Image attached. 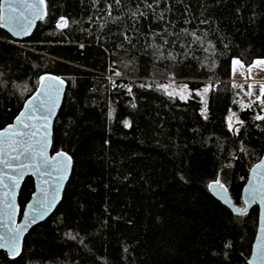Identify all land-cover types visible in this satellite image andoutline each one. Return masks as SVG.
I'll use <instances>...</instances> for the list:
<instances>
[{
	"label": "trees",
	"instance_id": "1",
	"mask_svg": "<svg viewBox=\"0 0 264 264\" xmlns=\"http://www.w3.org/2000/svg\"><path fill=\"white\" fill-rule=\"evenodd\" d=\"M46 5L22 42L0 27V129L43 74L64 77L52 151L69 152L74 168L53 215L19 257L0 251V264H249L259 207L237 215L209 185L219 179L244 208L264 155V105L242 102L232 73L234 58H264V0ZM172 80L186 98L168 94ZM34 189L28 177L22 210Z\"/></svg>",
	"mask_w": 264,
	"mask_h": 264
},
{
	"label": "snow or ice",
	"instance_id": "2",
	"mask_svg": "<svg viewBox=\"0 0 264 264\" xmlns=\"http://www.w3.org/2000/svg\"><path fill=\"white\" fill-rule=\"evenodd\" d=\"M120 0H116V3H119ZM15 5V6H14ZM40 6L47 7L46 0H33L32 3H28V0H9L8 3V15H5V6L4 4H0V22L7 21L9 23H14L15 27H17L21 32L27 33L29 27H31V19L41 18V9ZM151 7V5H149ZM17 8H26L32 9L31 18L23 16L21 13L17 16L16 9ZM44 15L47 13L44 12ZM109 15L111 13L109 12ZM3 26V23H0V27ZM59 28L68 27V21L61 17L59 23L57 24ZM232 71L235 74L239 69H243L245 67L244 63L239 58H234L232 60ZM253 68H261L264 69V59H256L252 62L251 65L247 67V73L249 74V78H251V72ZM45 81H54L55 83H48L45 85ZM65 81L56 76H41L40 77V86L43 90V99L40 98V93L37 96H33L32 100L25 104V108L28 109L31 115H28L29 120H33L35 117V113L39 112L41 115L38 119L43 122L37 126L35 124L25 123L22 117H25L27 114L25 112H20L16 117V120L22 126L21 130H14L13 126H8L4 129L3 132H0V186H3L4 189L8 191L5 192V196L11 200L14 198V194L16 188L19 184L21 177L24 175L25 170L29 167H34L37 173L41 172L42 167H50L52 171L58 173V180H63L69 170L71 165L72 158L65 152H57L55 156L51 158V161L46 156L45 149L49 144V136H50V124L49 121L55 113V109L57 106V100L60 96L61 86H63ZM186 85L184 88L186 89ZM234 87H243V85H234ZM249 91L247 95L251 96L254 94L252 89L253 85H248ZM208 87L203 89L204 93L208 92ZM131 89H129V92ZM169 95H174L176 93H168ZM181 98L183 96V90L181 93ZM257 100L261 105H264V84L259 86V95L257 96ZM38 101V102H37ZM242 108L250 107V105H241ZM264 111V108H262ZM256 120H264V115H257L255 117ZM242 123V121H240ZM127 126V123H126ZM231 128V123H230ZM39 132H43V137L40 140L36 141L37 147H34L32 143V139L38 135ZM27 138V139H25ZM23 157V160H22ZM37 157L40 158V163H36ZM60 157L61 159H57ZM25 161H28L26 163ZM52 161H55L53 164ZM15 165V166H14ZM6 170H10L11 174H8ZM52 171H45L44 175L51 176ZM215 185H218L220 188H223V184L219 179L214 182ZM209 187H213L212 184ZM250 195L252 199L255 200L257 195L260 196L261 199H264V192H260V190H253ZM50 201H45V204H42L41 207L45 208L46 205H50ZM8 207L12 208L13 205L8 203ZM12 213H9V219H11ZM26 216L29 217L32 223L35 222V214L25 213ZM43 215V212L40 213ZM20 232L21 229L19 227L10 229L7 235L0 236V241H3L0 244V247H6L9 249L10 253L13 256L20 254ZM257 258L260 260H264V244H261L257 248Z\"/></svg>",
	"mask_w": 264,
	"mask_h": 264
},
{
	"label": "water",
	"instance_id": "3",
	"mask_svg": "<svg viewBox=\"0 0 264 264\" xmlns=\"http://www.w3.org/2000/svg\"><path fill=\"white\" fill-rule=\"evenodd\" d=\"M32 2L33 0H28V3H32ZM8 3H9V0H1V4H4L5 6L6 16L9 14L8 13ZM40 9H41V14H42L41 18L31 19V27L28 28L27 33L21 32L17 27H15L14 23H9L7 21L1 22L3 23L2 28L11 36V38H13L14 40L18 42H22L27 36H29L31 33L35 31L39 22L46 17L47 14L44 15L43 13L44 12L47 13V9L44 6H40ZM21 13L23 14V16L31 18L32 9L17 8L15 14L19 16ZM42 76H56L65 81L64 85L61 86L60 96L57 100V106L55 109V113L49 121L50 136L48 138L49 139L48 147L45 149L46 156L51 161V158L55 156L57 152H65L69 156H71L72 161H71L69 170L65 178L62 181L58 180V173H56L55 171H52L50 167H47V166L42 167L40 173H37L34 167H29L28 169L25 170L24 175L21 177L19 184L16 188L14 198H12L11 200H9L7 196H5V192L8 190L4 189L3 186H0V236L7 235L10 229H13L16 227H19L21 229L20 241H19V247H20L19 255L13 256L10 253L8 248L0 247V251L6 252L8 257L12 259L17 258L21 255L23 248H24L25 238L30 232V230L36 225L45 222L56 211L57 207L62 202L66 186L72 176L73 168H74V158L69 152L65 150H60L57 152L52 151L53 139H54V126H55L56 119L59 115V112L61 110V107L65 99V95H66L67 88H68V82L66 81L64 77L58 74H54V73H45ZM48 83H55V82L45 81V85H47ZM38 93L41 94L40 98L43 99V90L41 89L40 83L36 91L24 102V105L22 109L20 110V112H25L27 114L25 117H22L24 122L29 123V124H35L37 128L43 122L42 120L38 119V117L41 114L37 112L35 113V117L37 118L33 120H29L28 115H31V113H29L28 109L25 108L24 106L25 104H27L29 101L32 100L33 96H37ZM16 117L13 119L11 123L7 124L5 127L0 129V132H3L4 129L10 125L13 126L14 130H21L22 126L16 120ZM42 137H43V132H39L38 135L32 139V143L34 147L38 148V145H36V141L40 140ZM57 159L59 160L61 158L57 157ZM22 160H23V157H22ZM25 162L28 163V161H25ZM36 163H40L39 157H37ZM52 163L54 164L55 161H52ZM46 170L52 171V175L51 176L44 175L43 173H45ZM6 172L8 174H11L10 170H6ZM28 177L33 178L35 189L30 199L27 201V203L25 204L22 210V207L20 204V193H21L23 184ZM214 182L211 183L213 187L211 188L209 187L210 192L213 194L214 197H216L218 200L224 203L235 214L237 215L245 214L255 205L259 207L257 231H256V235H255L254 242L252 245L251 255L248 259V263L249 264H264V260H260L257 258V248L261 244H264V199H261L260 196L257 195V198L253 200L252 196L250 195V193L254 189L260 190V192H264V155L251 167L248 179L242 189V199L245 203L244 208L236 205V203L232 199L230 191L227 189V187L224 184H223L224 187L220 188L218 185H215ZM46 200L50 201L51 203L50 205H46V210H45V208H42L41 205L45 204ZM8 203H11L13 207L9 208ZM41 212H43V215H40ZM9 213H12L11 219H9ZM25 213H28L30 215L34 213L35 222L32 223L29 217L25 215ZM2 243L3 241H0V244Z\"/></svg>",
	"mask_w": 264,
	"mask_h": 264
},
{
	"label": "rangeland",
	"instance_id": "4",
	"mask_svg": "<svg viewBox=\"0 0 264 264\" xmlns=\"http://www.w3.org/2000/svg\"><path fill=\"white\" fill-rule=\"evenodd\" d=\"M258 59H264V58H258ZM251 65V64H250ZM249 66V65H248ZM248 66H245L243 69H239V71H237L235 74H233L234 77H237L239 79H244V78H249V74L247 73V67ZM233 73V71H232ZM251 81H254V80H258V79H264V69H261V68H253L252 69V72H251V78H249ZM248 79V80H249ZM254 84H258V82L254 83ZM186 84L182 83V82H178L176 80H172V81H169L165 88L166 90L170 93H176L174 94V96H179L181 97V95H179V93H181V91L183 90V96L184 98H186L188 95H189V90H188V87H186V89L184 88ZM239 93H240V97L241 99L243 100V102H248V97L245 93V90L242 89V90H239ZM231 123V129L236 132L237 131V128L240 124L238 118H237V115L236 114H231L230 117H229V125Z\"/></svg>",
	"mask_w": 264,
	"mask_h": 264
},
{
	"label": "crops",
	"instance_id": "5",
	"mask_svg": "<svg viewBox=\"0 0 264 264\" xmlns=\"http://www.w3.org/2000/svg\"><path fill=\"white\" fill-rule=\"evenodd\" d=\"M244 79H245V78H244ZM244 79H242V78L239 79V78L233 76V81H234V82H237V83L243 85L242 88H241V87L238 88V91L244 89L246 95H247V92L249 91L248 85L251 84V85L254 86V88L252 89V91L254 92V94L251 95V96L247 95V97H248V102H244V103H254V102L258 101V100H257V96L259 95V86H260L261 84H264V79H258V80H254V81H251L249 78H248V79H249L248 81H244ZM246 79H247V78H246ZM256 82H258L257 85L254 84V83H256ZM239 95H240V93H239ZM241 101L243 102L242 99H241Z\"/></svg>",
	"mask_w": 264,
	"mask_h": 264
},
{
	"label": "built area",
	"instance_id": "6",
	"mask_svg": "<svg viewBox=\"0 0 264 264\" xmlns=\"http://www.w3.org/2000/svg\"><path fill=\"white\" fill-rule=\"evenodd\" d=\"M244 81H248V79L245 78Z\"/></svg>",
	"mask_w": 264,
	"mask_h": 264
}]
</instances>
